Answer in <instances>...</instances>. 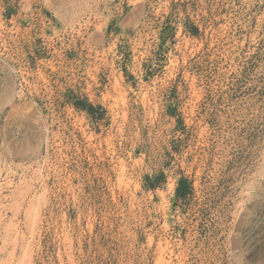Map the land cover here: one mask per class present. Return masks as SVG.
I'll use <instances>...</instances> for the list:
<instances>
[{
    "label": "rangeland",
    "instance_id": "374dc122",
    "mask_svg": "<svg viewBox=\"0 0 264 264\" xmlns=\"http://www.w3.org/2000/svg\"><path fill=\"white\" fill-rule=\"evenodd\" d=\"M0 264H264V0H0Z\"/></svg>",
    "mask_w": 264,
    "mask_h": 264
},
{
    "label": "trees",
    "instance_id": "16d2710c",
    "mask_svg": "<svg viewBox=\"0 0 264 264\" xmlns=\"http://www.w3.org/2000/svg\"><path fill=\"white\" fill-rule=\"evenodd\" d=\"M188 31L190 34L196 35L198 33V27L196 25L192 24L190 26V28L188 29ZM71 104L76 109L83 110V111L87 112V114H89V115H93L94 111H96V109L102 110L101 106H99V105L95 106L91 102H89L87 98H80L78 96H75V98H74L73 102H71ZM102 111H104V110H102ZM146 180H149V178L146 177ZM144 186L146 188L153 189L156 186H158V184L153 182V183H149V184L146 183ZM175 192H176V196L178 198H186L190 194L191 188H190L189 182H188L186 177L181 176L178 179Z\"/></svg>",
    "mask_w": 264,
    "mask_h": 264
}]
</instances>
